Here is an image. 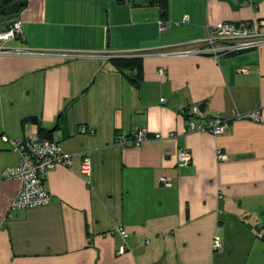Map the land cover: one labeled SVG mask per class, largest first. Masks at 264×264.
<instances>
[{
	"label": "crops",
	"instance_id": "1",
	"mask_svg": "<svg viewBox=\"0 0 264 264\" xmlns=\"http://www.w3.org/2000/svg\"><path fill=\"white\" fill-rule=\"evenodd\" d=\"M157 1L27 0L12 17L0 14V32L22 21L9 47L56 53L0 55V264H264V45L218 60L163 55L199 46L225 22L264 20V0H168L166 16ZM74 50L139 55L143 80L111 58L58 55ZM191 106L200 121L230 119L226 132L182 134ZM252 111L259 121L236 116ZM29 117L39 124L24 126ZM39 126L72 165L46 173L50 203L11 209L21 183L3 172L19 155L2 135ZM136 127L177 137L117 143ZM181 148L189 165L178 164ZM117 227L129 232L124 253Z\"/></svg>",
	"mask_w": 264,
	"mask_h": 264
},
{
	"label": "built area",
	"instance_id": "2",
	"mask_svg": "<svg viewBox=\"0 0 264 264\" xmlns=\"http://www.w3.org/2000/svg\"><path fill=\"white\" fill-rule=\"evenodd\" d=\"M251 5L255 4L256 0H246ZM163 26V24H162ZM262 26H264L263 19H257L255 21L245 20L240 22H225L222 26L212 27L208 29L207 36L200 41L199 46H193L188 48L177 49V51L165 52L163 55L189 57L191 55H205L213 56L216 60L221 55L226 53H235V51H244L250 48H256L264 45V33L262 32ZM23 37L22 21L17 20L8 25L0 32V55L18 54V55H49L56 54L52 51H42L32 48H11L7 43L11 40ZM58 55L65 56L66 58H79L84 56H102L106 58H114L119 56L131 57L139 55L117 53L113 50H107V52H92V51H72L61 52ZM238 72L247 73L248 69L239 67ZM160 73L164 74L165 69H160ZM161 101H165L164 98ZM186 112L187 121L182 130V134L187 135L192 132L204 133L208 132L214 135L223 134L226 132L227 127L230 125V119L215 116L208 120L200 121V108L198 106H191ZM237 118L251 117L256 121L261 119L260 111H252L247 115L241 113L236 114ZM28 123L25 125L27 126ZM84 132H95L93 129L84 128ZM181 134V133H180ZM178 134V135H180ZM175 132H169V134L163 135L156 133L151 135L150 130L145 127H136L132 135H119L117 137V143L122 147L127 146H140L153 139L169 140L176 138ZM2 141L9 143L10 148L19 155V162L11 167H8L3 172L4 178L17 179L21 183L20 192L13 200L11 209H21L23 207L40 206L50 203L52 195L48 188H46V173L53 170L58 165L70 167L72 161V154L64 151L61 144L55 140H51L42 137L38 131H25V133L18 138H11L7 134L2 135ZM177 157L179 159V166L189 165L193 161V155L187 148H181L178 151ZM218 157L227 160L226 153L218 151ZM92 171L91 157L88 155L83 156L81 173L85 178H89ZM161 182L167 186H170L169 179L162 177ZM119 231L124 239V244L120 247L119 252L124 253L128 250L129 245L127 239L129 232L123 227H117L115 229ZM222 247V240L219 237H215L213 248L218 250Z\"/></svg>",
	"mask_w": 264,
	"mask_h": 264
},
{
	"label": "trees",
	"instance_id": "3",
	"mask_svg": "<svg viewBox=\"0 0 264 264\" xmlns=\"http://www.w3.org/2000/svg\"><path fill=\"white\" fill-rule=\"evenodd\" d=\"M26 2L27 0H25V3ZM157 2L160 4L161 9L163 10V16H166L169 12L168 0H159ZM235 52H238V51H235ZM111 60L113 64L115 65V67L119 69L120 71H122L129 80L135 83H138V84L141 83V81L143 80V64H144L143 57L119 56V57L111 58ZM29 122H32L34 124H39V120L36 117H29L24 120V126ZM38 130H39L38 132L40 133L42 137L51 139V133L49 131L43 129L40 126Z\"/></svg>",
	"mask_w": 264,
	"mask_h": 264
},
{
	"label": "water",
	"instance_id": "4",
	"mask_svg": "<svg viewBox=\"0 0 264 264\" xmlns=\"http://www.w3.org/2000/svg\"><path fill=\"white\" fill-rule=\"evenodd\" d=\"M2 2L6 5H11L8 9L7 7H5L2 8V10L0 11V14L2 13L6 16H13V14L18 13L20 9L24 6L23 4L19 6L18 3L8 4L11 2V0H2Z\"/></svg>",
	"mask_w": 264,
	"mask_h": 264
},
{
	"label": "flooded vegetation",
	"instance_id": "5",
	"mask_svg": "<svg viewBox=\"0 0 264 264\" xmlns=\"http://www.w3.org/2000/svg\"><path fill=\"white\" fill-rule=\"evenodd\" d=\"M12 3H18V5L20 6L21 4L25 5V0H11L10 3L8 4H12ZM11 5H6L2 2V0H0V11L2 10V8L7 7V9L10 7ZM24 7V6H23ZM2 14V13H1Z\"/></svg>",
	"mask_w": 264,
	"mask_h": 264
},
{
	"label": "rangeland",
	"instance_id": "6",
	"mask_svg": "<svg viewBox=\"0 0 264 264\" xmlns=\"http://www.w3.org/2000/svg\"><path fill=\"white\" fill-rule=\"evenodd\" d=\"M15 14H17V13H15ZM12 17V16H11Z\"/></svg>",
	"mask_w": 264,
	"mask_h": 264
}]
</instances>
